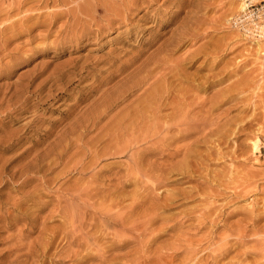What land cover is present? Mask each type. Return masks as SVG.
Segmentation results:
<instances>
[{
    "label": "rangeland",
    "instance_id": "1",
    "mask_svg": "<svg viewBox=\"0 0 264 264\" xmlns=\"http://www.w3.org/2000/svg\"><path fill=\"white\" fill-rule=\"evenodd\" d=\"M242 1L0 0V264H264V38L230 26ZM147 101L194 134L129 132Z\"/></svg>",
    "mask_w": 264,
    "mask_h": 264
},
{
    "label": "bare ground",
    "instance_id": "2",
    "mask_svg": "<svg viewBox=\"0 0 264 264\" xmlns=\"http://www.w3.org/2000/svg\"><path fill=\"white\" fill-rule=\"evenodd\" d=\"M256 1H261V0H256ZM244 7H246V4H245V0H243L242 2H240V9L242 10V9H244ZM94 22V21H93ZM7 29V28H6ZM5 29V30H6ZM5 42V41H4ZM258 44H260L259 46H258V48L260 49V46H261V41L260 42H257ZM256 43V44H257ZM261 50V49H260ZM145 73V72H144ZM149 75V74H148ZM147 77V74H146V76L143 78V79H145ZM140 79H142V78H140ZM147 80V79H146ZM138 81V80H137ZM135 82V81H133L132 83L131 82H129V87H127L126 88V86H124L122 89H131V88H134V87H136V85H139L140 84V82L142 81V80H139L138 82ZM144 82V81H143ZM128 85V84H127ZM167 87H168V85H166ZM166 87V88H167ZM168 89V88H167ZM156 90H157V88H156ZM159 90V89H158ZM124 91V90H123ZM160 91V90H159ZM162 91V90H161ZM128 93V92H127ZM144 95V94H143ZM150 95V94H149ZM154 95V94H153ZM148 96V95H147ZM149 97V96H148ZM152 97H154V96H152ZM156 99V98H155ZM114 100V99H113ZM124 100V99H123ZM152 100V99H151ZM154 100V99H153ZM150 101V100H149ZM111 102V101H110ZM155 102H157V101H155ZM153 103V102H152ZM158 103V102H157ZM150 104H151V102H150ZM149 104V102L147 101V103L145 104V102H144V105L142 106V107H140V109L141 110H139V112L138 113H135L134 111H138V109L137 110H133V112L134 113H132V114H136L135 116H132L131 118L132 119H130L129 120V123H128V126L129 127H133V129H131V130H133V131H131L130 129V131L129 132H133V134H137V132L136 131H138L139 133H138V135H140L141 137H143V140L145 139H148V138H155V136H157V135H159L160 136V138L158 139V142H153V144H159V143H161L160 141H164V140H167L168 138H170V136H171V133H172V131L175 129V128H173L172 126H171V124L169 125V124H165V123H163V122H161L164 118L167 120L166 122H169L168 121V119H171V120H179L180 122L179 123H181V121H183L184 119H187V118H189V116L191 115V114H189V111L188 110H183V109H180V108H178V109H173L172 110V112L171 113H168V114H165V115H161V114H163V113H161V105L159 104V105H155V103L154 104H152V105H150ZM112 105V104H111ZM140 106V105H139ZM103 112V111H102ZM131 114V113H130ZM127 115V114H126ZM129 116V115H128ZM191 117H192V115H191ZM95 118V117H94ZM128 119V118H127ZM188 120V119H187ZM126 121V120H125ZM127 122H128V120H127ZM184 122L185 121H183V124H184ZM176 123H177V121H176ZM176 123H174V124H176ZM178 123V124H179ZM123 125L125 126V124L123 123ZM126 125H127V123H126ZM193 125H194V123H193ZM192 124H188V125H177V127L178 128H176L177 130V133L176 134H174V133H172V138L173 139H175V140H179V139H182V138H184V137H188V136H191V135H193L194 134V129H195V125L193 126ZM124 126H123V128H124ZM127 126V127H128ZM138 126V127H137ZM173 126H175V125H173ZM72 128V127H71ZM117 128V127H116ZM115 128V129H116ZM121 128V130H122V127H120ZM114 129V130H115ZM124 129H126V128H124ZM119 131V130H118ZM123 131V130H122ZM136 132V133H135ZM110 133V132H109ZM126 133H128V130H126ZM129 134V133H128ZM114 135H115V133H114ZM127 135V134H126ZM70 136V135H69ZM80 136V135H79ZM128 136V135H127ZM114 137V136H113ZM112 137V138H113ZM117 137V136H116ZM141 137H139L138 136V138H141ZM126 138V137H125ZM128 138H130L129 136H128ZM3 140V139H2ZM1 140V141H2ZM66 140V139H65ZM131 140V139H130ZM139 141V140H138ZM129 143V142H128ZM130 144V143H129ZM128 145V144H127ZM131 145V144H130ZM158 146H161V145H158ZM91 147V146H90ZM129 147V146H128ZM112 148V147H111ZM127 147H125V149H126ZM160 148V147H159ZM147 149V148H146ZM150 149V148H149ZM259 145L257 144V143H254L253 144V151L254 152H258L259 151ZM104 151V150H103ZM122 153V152H121ZM104 154V153H103ZM143 154H144V152H143ZM118 155V154H117ZM134 156V155H133ZM141 154L139 153V154H137V159L138 158H141ZM1 159V158H0ZM134 159V158H133ZM141 160H142V158H141ZM140 160V161H141ZM139 161V160H138ZM134 162L135 163H138L137 161H136V158L134 159ZM3 163V162H2ZM141 163L139 162V164L138 165H136V167L137 166H139V168H143V167H140L141 165H140ZM84 168H85V166H84ZM138 168V167H137ZM138 170H140V169H138ZM98 174V173H97ZM145 175V174H144ZM94 182V181H93ZM99 187V186H98ZM81 192V191H80ZM94 192V191H93ZM82 193V192H81ZM90 193V192H89ZM92 193V192H91ZM80 194V193H79ZM122 196V194H120V197ZM8 198V197H7ZM11 199V198H10ZM9 201V200H8ZM16 205V204H15ZM14 206V205H13ZM17 207V206H16ZM58 207V206H57ZM31 209V208H30ZM110 212H112V211H110ZM135 211H131L130 210V212H128V214L129 215H133V213H134ZM126 213H127V211H126ZM128 214H125V216H123V218H122V220H121V224L123 225V226H125V224L127 223L126 221L130 218V216H128ZM88 215V214H87ZM106 215V214H105ZM37 216V215H36ZM9 217V216H8ZM95 217V216H94ZM97 217V216H96ZM132 217V216H131ZM98 218V217H97ZM105 218V217H104ZM144 218V217H143ZM106 219H107V215H106ZM103 220V219H102ZM105 220V219H104ZM103 220V221H104ZM112 220V219H111ZM98 221V220H97ZM128 221H130V220H128ZM104 222H107V221H104ZM129 223V222H128ZM90 225V224H89ZM9 226H11L10 224H9ZM98 227V226H97ZM64 230V229H63ZM113 232V231H112ZM104 233V232H103ZM105 234V233H104ZM51 236V235H50ZM114 236V235H113ZM48 238V237H47ZM53 238H54V236L52 237V238H49L51 241L53 240ZM96 239V238H95ZM120 242V247H122L121 246V241H119ZM126 242V241H125ZM129 243V242H128ZM53 244H54V242H53ZM116 244H117V242H116ZM119 244V243H118ZM122 244H124V242H122ZM113 245H114V242H113ZM112 244L110 245V246H113ZM124 245H126V244H124ZM116 246V245H115ZM41 251H42V249H41ZM84 251V250H83ZM92 252V251H91ZM21 253V252H20ZM37 253V252H36ZM44 253V252H43ZM38 254V253H37ZM72 254V253H71ZM86 254V253H85ZM41 255V254H40ZM75 255V254H74ZM36 257V256H35ZM34 257V258H35ZM78 257V256H77ZM33 258V257H32ZM72 258V257H71ZM36 259V258H35ZM44 259V258H43ZM75 259V258H74ZM32 260V259H31ZM42 260V259H41ZM75 260H78V261H76L77 263H75V261H74V264H79V262H81L79 259H75ZM23 261V260H22ZM110 262V261H109ZM35 264V263H34Z\"/></svg>",
    "mask_w": 264,
    "mask_h": 264
},
{
    "label": "built area",
    "instance_id": "3",
    "mask_svg": "<svg viewBox=\"0 0 264 264\" xmlns=\"http://www.w3.org/2000/svg\"><path fill=\"white\" fill-rule=\"evenodd\" d=\"M246 7L231 16L230 26L250 39L264 38V0H245Z\"/></svg>",
    "mask_w": 264,
    "mask_h": 264
}]
</instances>
